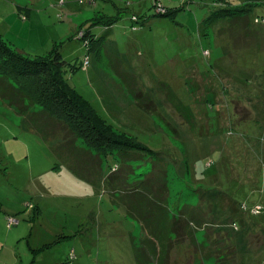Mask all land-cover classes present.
Listing matches in <instances>:
<instances>
[{
	"label": "rangeland",
	"instance_id": "374dc122",
	"mask_svg": "<svg viewBox=\"0 0 264 264\" xmlns=\"http://www.w3.org/2000/svg\"><path fill=\"white\" fill-rule=\"evenodd\" d=\"M215 1L161 0L154 10H163L162 5L178 10L148 23L131 18L130 26L132 14L151 11L148 0H0V36L26 53L43 55L59 47L60 54L70 58L67 61L74 71L69 82L91 101L97 114L109 123L118 121L119 130L161 154L171 202H187L203 209L201 195L205 191L233 190L231 197L237 199L236 195L242 197L253 187L261 207L241 205L240 210L253 214L263 207V211L246 213L248 216L236 221L235 227L241 231L245 219L249 225L258 222L263 228L252 227L248 235L250 245L256 246L264 241V0H229L256 5L248 12L247 21L229 23L227 17L206 30L203 20L214 9ZM120 10L121 18L110 29L94 27L98 42L90 39L87 48L77 39L89 11L91 15L115 16ZM253 31L257 47L247 46ZM85 55L89 58L86 68L80 66ZM97 80H107L117 91L128 92L126 95L134 90L133 100L138 105L128 102L129 111L118 114L116 105H110L111 88L105 85L97 91ZM168 89L186 108L185 113L174 108ZM226 90L230 95L223 93ZM237 102L244 103H239L240 108L253 110L254 116L245 119L243 112L234 109ZM198 107L203 108V121L194 118ZM18 118L0 103V241L7 236L5 225L15 226L8 225V218L21 224L8 240L17 239L25 224L28 236L22 240L32 249H38L34 245L43 239L58 240L70 227L80 225L90 236L86 239L91 242L86 259L91 257V264H136L129 248L131 236L143 247L152 235L143 232L138 219L127 216L124 206L117 204L121 200L111 202L110 190L102 183L100 188L94 187L71 176L55 155L69 151L61 147L64 144L59 136L43 138ZM139 158L135 155L131 166L135 169L134 183L142 185L161 171L143 175L149 164L140 163ZM115 164L114 158L107 156L102 175L107 176ZM226 202L218 203L215 225L200 226L194 240L181 231L171 238L177 244L170 247V264L229 262L231 248L235 249L231 240L242 239V234L229 230L233 209ZM166 243L169 247L168 240ZM258 260V264L264 262V251L250 263Z\"/></svg>",
	"mask_w": 264,
	"mask_h": 264
},
{
	"label": "trees",
	"instance_id": "16d2710c",
	"mask_svg": "<svg viewBox=\"0 0 264 264\" xmlns=\"http://www.w3.org/2000/svg\"><path fill=\"white\" fill-rule=\"evenodd\" d=\"M148 2L147 9L151 8V11L142 10L141 14L134 13L130 18H148L154 21L155 17L173 15L178 10L177 7H167L162 4L163 10H154L155 4L160 3L161 0H148ZM255 5L248 1L233 4L229 0H216L214 9L203 20L204 27L207 30L227 17L229 23L247 21L248 12ZM171 10H174L173 13ZM121 15L122 10L115 16L103 14L99 18L91 19L90 25L84 22L82 33L81 35L78 33L77 39L82 40L84 46L89 48L90 39H93L91 42L94 44L100 39L99 36L96 37L95 32H90L89 26L109 27L117 22ZM262 20L264 22L263 18ZM137 22L139 23V20ZM256 36L255 32L249 33L247 46L259 45L255 41ZM87 57L85 55L82 58L80 66H83V61ZM63 58L59 47L43 55L26 53L13 47L12 43L0 36V103L13 111L17 117L25 116V127L39 136L49 139H54V135L59 136V140L64 144L61 147L69 149L65 154L54 152L60 163L75 176L94 187L100 188L102 183L104 188L110 190L108 193L111 202L121 200L117 204L124 206L127 216L138 219L143 232L148 236L152 235L143 243V247H138L134 237L131 236V248L136 264H170V247L177 244L171 242V238L179 236L181 231L194 240L195 231L204 225L208 212L191 203L184 202L180 205L169 200L171 191L167 188L169 181L164 179L166 173L161 154L138 143L130 134L119 130L118 127L115 128L112 123L99 116L93 105L69 82L68 76L74 71L68 64L67 60L70 59ZM168 91V95L170 94L168 99H172L174 108L180 114L185 113L186 108L183 105L181 107L177 97L169 89ZM144 108L149 111L148 107ZM73 154L75 158L72 157ZM148 154H152L151 158L147 156ZM109 155L114 158V162L117 163L114 166L118 168L111 170L114 167L112 166L106 176V174L102 175L103 163ZM135 155L141 156L138 160L141 161L140 163L149 164L143 175L148 172L152 174L156 171L161 172L142 185L134 183L135 169L131 164L135 163ZM209 194L211 192L205 191L201 196ZM125 198H128V202ZM170 202L171 206H169ZM193 224L196 228L192 226ZM260 244L261 242L257 243L255 247H259ZM160 245L165 249L164 252ZM234 252L235 249L231 248V259L224 264H234ZM188 263L194 264V261H187ZM197 264L206 263L199 261Z\"/></svg>",
	"mask_w": 264,
	"mask_h": 264
},
{
	"label": "crops",
	"instance_id": "0c3cea01",
	"mask_svg": "<svg viewBox=\"0 0 264 264\" xmlns=\"http://www.w3.org/2000/svg\"><path fill=\"white\" fill-rule=\"evenodd\" d=\"M103 14H96L95 13L94 15H91L90 11H89V14L86 16L85 23L87 25H90L89 22L91 21L92 17L95 16V17L99 18V16H101ZM144 19L145 18H138V20H140L141 22H144V23H148V21L150 22V20L148 18H146L145 20ZM85 23H83V24H85ZM124 23H126V22H124ZM129 24H130V26H132L131 18L129 20ZM111 26L112 25H110L109 27H104V26H101V27H103L102 30L105 29L104 31H106V30L110 29ZM94 27H96V25L91 26V27L89 26V28H90L89 30H91L90 31L91 33H94L96 31L94 29ZM77 37H78V34H77ZM112 51H115V50H112ZM34 52H38V51H34ZM115 53H116V51H115ZM64 58H67V57L64 56ZM68 59H70V58H68ZM97 68H100V66ZM83 69H85V68H83ZM106 81L107 80H105V81L103 80L100 82L99 80H97L98 87L96 88V90L101 92V90H103V86H105V85L108 86L109 88H111L109 94H110V96H113V98L111 97L112 100L110 99L111 100L110 105H111V103H114L116 105L115 110L118 112V114L119 113L124 114V112L129 111L130 106H128V104H127L128 102L129 103L131 102L132 104H134L133 105L134 107H136L138 105V103H136L137 104L136 105L135 101L133 100V97H136L134 90L129 89L130 95H126V94H128V92L123 91V90L119 92L115 89L116 85L114 87L113 85L106 83ZM71 85L74 87L76 86V85H73L72 83H71ZM117 86L121 87L122 85L117 84ZM232 89H233V87H232ZM241 90H242V88L238 89V92L240 94H242ZM244 92H245V90H244ZM223 93L226 94L227 96L230 95L229 90H226ZM84 99L87 100L88 102H90V104H91V101L89 99H87L86 97H84ZM230 102H232V101H230ZM239 103H242V102H237V106H238L237 109L235 108V104H233L234 109L236 111L243 112L245 114V116H243L245 119H247V117H251L252 115L254 116L253 110L250 111L247 107L240 108L239 106L244 105V103H242V105ZM197 111H198V115L195 113L196 116L194 118L198 119L199 121H203L202 117L205 116L204 112H203V108L198 107ZM236 113H238V112H236ZM23 117L24 118L19 117L18 119H20L21 123L24 125L25 124V122H24L25 116H23ZM113 125L115 128H117L120 125V123L118 121L114 120ZM194 161H196V159ZM68 171H70V170H68ZM71 176L75 177V179H77L79 181H82L80 178H78L74 174H72ZM82 182H84V181H82ZM84 183H86V182H84ZM253 190H254V188L250 186V190H248L246 193H244L242 197L236 195L237 199H234L233 197H231L233 190L232 191L228 190L229 191L228 193H224L221 191H212L211 194L202 197L203 205H204L203 210L208 212V215L206 216V220H205L204 225L202 226V229H206L208 226L211 227L212 225H215V216L214 215H215V212L217 210L218 203H221L223 201H227L226 202L227 207L230 209L231 208L233 209V214L231 216L232 220H231L230 225H229V230L239 231L242 234V239L237 237V238L231 240V243L235 247L236 252H238L237 257H236L237 260H235L234 264H242L244 261L246 262V264H251L250 263L251 260L253 258L259 256L264 251V241L261 243V246H259V247L252 246V245H250V242H248V235L252 234V233H250L252 227L255 228L257 226V229L263 228L262 226H260V224L258 222L255 224L249 225L245 219L244 223H242L243 229L241 231H240V228L235 227L236 221H238V222L242 221L244 217L248 216V214H250V215L252 214V212L251 213H248L246 211L242 212L240 210L241 205H243L244 207H247L249 209H251L253 206L261 207L260 206L261 201H259V198L256 195V192L253 193ZM216 198L218 200H220L221 202L219 201L218 203H216V201H215ZM198 201L199 200L197 198L196 202L198 203ZM262 211H263V207H262V210L260 212H262ZM260 212L253 213L252 215H258ZM246 213H248V214H246ZM210 215H212L211 218H209ZM23 220H26V218H23ZM7 222H8V220H7ZM13 225H15V226L12 227L10 225L11 227H8L5 225V227H7L9 229L6 230L8 232H7V236L5 237V239L3 241H0V264H91L92 263L91 257L86 259V251L88 252V254H90V250H89L88 246L91 243V242L87 241L86 239L90 236L86 235L85 232L81 231L80 225H78V227L76 225H73L72 227H70L69 228L70 230H68V232L64 233L62 236H59L58 240L54 239V241L47 242L43 239L40 243H38V244L36 243V245H34V246H36L38 249H32L34 247H32L29 242L24 243V241L22 240L23 238L28 236V234H24L23 229H25L24 228L25 224L21 226L22 231L20 233H18L17 239L9 241L8 237L10 236V233L11 232L13 233L15 231V229H18V227H20L21 224H18V220H17V223L13 224ZM216 231L218 232V230H216ZM24 244H25V246H24ZM18 247H20V248H18ZM129 248H131V245H129ZM42 253H46V254H43L42 256H40ZM72 254H73V257H72ZM258 262H259V260L257 261V264H258ZM262 264H264V262Z\"/></svg>",
	"mask_w": 264,
	"mask_h": 264
},
{
	"label": "built area",
	"instance_id": "2783aa9c",
	"mask_svg": "<svg viewBox=\"0 0 264 264\" xmlns=\"http://www.w3.org/2000/svg\"><path fill=\"white\" fill-rule=\"evenodd\" d=\"M256 21H257V19H256ZM79 35H81V33ZM88 64H89V59L85 58L84 61H83V66L86 67ZM7 220H8V225H13V224L17 223V221L14 218L13 219L12 218H8ZM72 257H73V254H72Z\"/></svg>",
	"mask_w": 264,
	"mask_h": 264
},
{
	"label": "clouds",
	"instance_id": "9594fccd",
	"mask_svg": "<svg viewBox=\"0 0 264 264\" xmlns=\"http://www.w3.org/2000/svg\"><path fill=\"white\" fill-rule=\"evenodd\" d=\"M255 19H257V20H259V18H255ZM205 52V51H204ZM88 58V57H87ZM89 59V58H88Z\"/></svg>",
	"mask_w": 264,
	"mask_h": 264
}]
</instances>
